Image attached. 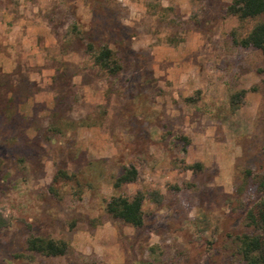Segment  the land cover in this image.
<instances>
[{
	"label": "rangeland",
	"instance_id": "rangeland-1",
	"mask_svg": "<svg viewBox=\"0 0 264 264\" xmlns=\"http://www.w3.org/2000/svg\"><path fill=\"white\" fill-rule=\"evenodd\" d=\"M230 2L0 0V264H245L264 55L233 41L264 14ZM137 192L141 226L107 213ZM32 236L67 250L29 252Z\"/></svg>",
	"mask_w": 264,
	"mask_h": 264
},
{
	"label": "trees",
	"instance_id": "trees-1",
	"mask_svg": "<svg viewBox=\"0 0 264 264\" xmlns=\"http://www.w3.org/2000/svg\"><path fill=\"white\" fill-rule=\"evenodd\" d=\"M226 10L242 21L264 14V0H231ZM233 42L241 48H254L264 55V21L255 24L244 37ZM93 63L109 75H115L120 69L107 47L98 50L93 56ZM135 176V169L123 170L116 179V184L131 182ZM257 187L262 192V197L246 213L247 224L251 227V231L237 238L238 253L245 264H264V175ZM142 199L143 196L139 192L129 200L124 197H113L107 203L106 211L112 217L132 227H139L142 224ZM3 224L4 221L0 217V226ZM25 247L29 252L46 257L62 256L67 250V245L63 241L33 236L26 239Z\"/></svg>",
	"mask_w": 264,
	"mask_h": 264
}]
</instances>
